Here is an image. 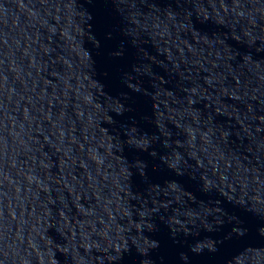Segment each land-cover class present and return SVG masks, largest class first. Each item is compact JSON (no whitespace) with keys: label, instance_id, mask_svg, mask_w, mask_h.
<instances>
[{"label":"water","instance_id":"1","mask_svg":"<svg viewBox=\"0 0 264 264\" xmlns=\"http://www.w3.org/2000/svg\"><path fill=\"white\" fill-rule=\"evenodd\" d=\"M0 264H264V0H0Z\"/></svg>","mask_w":264,"mask_h":264}]
</instances>
